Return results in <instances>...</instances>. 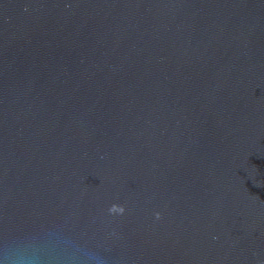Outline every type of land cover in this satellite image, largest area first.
<instances>
[{"label":"water","instance_id":"95a60500","mask_svg":"<svg viewBox=\"0 0 264 264\" xmlns=\"http://www.w3.org/2000/svg\"><path fill=\"white\" fill-rule=\"evenodd\" d=\"M0 264H264V0H0Z\"/></svg>","mask_w":264,"mask_h":264},{"label":"clouds","instance_id":"9594fccd","mask_svg":"<svg viewBox=\"0 0 264 264\" xmlns=\"http://www.w3.org/2000/svg\"><path fill=\"white\" fill-rule=\"evenodd\" d=\"M111 213H120V214H123L125 212V208L123 206H120V205H113L110 210H109ZM161 216L160 213H156V217L157 219H159Z\"/></svg>","mask_w":264,"mask_h":264}]
</instances>
